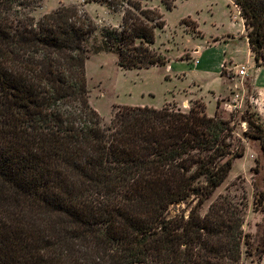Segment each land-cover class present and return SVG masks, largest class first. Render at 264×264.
<instances>
[{"label": "trees", "instance_id": "trees-1", "mask_svg": "<svg viewBox=\"0 0 264 264\" xmlns=\"http://www.w3.org/2000/svg\"><path fill=\"white\" fill-rule=\"evenodd\" d=\"M175 0H160L172 10ZM254 60H264V0H231ZM42 0H0V264H260L243 231L244 203L204 202L243 151L231 121L188 111L115 107L109 123L88 103L85 64L96 22L77 5L35 19ZM121 12L96 51L124 69L161 66L151 48L165 25L142 0H84ZM219 101L216 102L218 107ZM254 121L251 138L264 130ZM264 220V189L254 184ZM185 212L169 216L171 205Z\"/></svg>", "mask_w": 264, "mask_h": 264}, {"label": "rangeland", "instance_id": "rangeland-1", "mask_svg": "<svg viewBox=\"0 0 264 264\" xmlns=\"http://www.w3.org/2000/svg\"><path fill=\"white\" fill-rule=\"evenodd\" d=\"M78 3L81 0H42L40 6L32 11V15L37 20L61 5L75 4L96 22L97 31L90 40L85 72L88 103L104 123H109L117 106H148L155 109L168 107L186 112L195 106V102L205 104L208 116L216 114L218 118L231 121L234 136L232 148L234 151L242 150L243 155L232 160L228 176L204 202L200 213L205 214L209 205L222 195L228 194L234 203L243 201V231L255 246L262 236L264 220L262 212L254 209V184L258 190L264 189V155L261 141L249 136L255 133V128H249L246 121H254V125H260L264 130V60H253L248 64L245 48L240 42L227 47H208L190 61H186L190 56L185 52L192 50L195 44L204 47L205 42L211 40L214 34L222 36L229 32V18L224 11H229L230 1L191 0L187 4L192 8L198 6L202 10L199 25L204 35L203 41L195 37L199 32L188 19L185 20L184 27L193 36L177 31L178 12H167L159 5L160 12L164 14L165 27L156 31V42L151 48L170 60L171 72L168 78L167 63L159 67L124 69L118 65L117 57L112 52L96 51L103 29L118 27L120 18L97 3H89L84 7ZM150 3L151 0H147L145 5ZM211 15L214 22L209 18ZM224 57L228 60L233 57V62L245 65V75L237 74L236 65L224 64L221 75L225 83L217 79L218 65ZM193 59H198L199 65H194ZM212 91L224 94L217 99L218 107ZM188 92H192L190 100L187 102L185 98L182 102L181 98ZM187 210L185 203L173 204L168 214H187ZM246 264L250 263L246 261ZM260 264H264V258Z\"/></svg>", "mask_w": 264, "mask_h": 264}, {"label": "crops", "instance_id": "crops-1", "mask_svg": "<svg viewBox=\"0 0 264 264\" xmlns=\"http://www.w3.org/2000/svg\"><path fill=\"white\" fill-rule=\"evenodd\" d=\"M146 1L147 0H142V6L144 8L157 9L160 12V10H159V5L161 4L160 0H151L150 5H145ZM229 1H230V5L228 6L229 11H227V12L224 11L225 16H227V18H229V21H228L229 26H230L229 32H227L225 35H222V36H215L216 34L212 35L211 40L206 41L204 47H202L199 44H195L192 50H186L185 52L188 53L190 56L188 59H186V61L187 60L190 61L192 58L196 57L197 54H200V53L202 54L203 52H205V50L208 49V47H212V46H214V47H217V46L227 47V46H230L236 42H240L242 44V46H244L245 51H246V58H247L246 62L249 64L250 62H252L254 60L253 53L250 51V48L248 46V41H247V37H246L247 31H246L245 26H244V21L239 14L238 8L232 3L231 0H229ZM90 3H93V2H90ZM189 3H191V0H175L174 1V7L172 8V10H166L165 8L164 9L170 13L178 12V16H177L178 17V28H177V31L183 32V33L188 34V35L190 34L193 36V34H191L190 32L187 31V29H186L187 27H184L185 26V20L188 19V21L196 28L197 32H199V34L195 37H199L201 39L200 41H203L204 35L200 31V25H199L200 14H201L202 10L199 9L198 6H195L192 8L191 5H187ZM78 4L83 5V7H84L85 5H87L89 3H86V2H84V0H81V3H78ZM105 9L110 13L116 14L120 18V23H121V18H122L121 12H113V11L108 10L107 8H105ZM161 14L163 15V19H164V14L163 13H161ZM209 18L213 21V15H211ZM164 27H165V25H164ZM162 29H157L156 31L162 30ZM155 42H156V32H155L154 43ZM154 43L151 44V47L154 45ZM166 59H167V64H166L167 65V70H166L167 76H166V78H168V77H170L169 73L171 72V66L169 64L170 60L167 57H166ZM233 59L234 58L232 57V58H229V60H228L224 57V58H222V61L219 62V65H218L219 74L216 77H217V79L219 78L222 83H225L224 77L221 75L222 74L221 68L224 64H228L227 66H233V65H236L238 67L242 66L241 64H237L236 62H233ZM193 63H194V65H199V60L193 59ZM154 67H159V66H154ZM211 93L215 97L216 102L218 101L217 100L218 98L224 96L223 93H216L215 91H212ZM190 96H192V92H188L187 95H183V97L181 98L182 102H184L186 99L188 102L190 100ZM199 99H201V98H199Z\"/></svg>", "mask_w": 264, "mask_h": 264}, {"label": "built area", "instance_id": "built-area-1", "mask_svg": "<svg viewBox=\"0 0 264 264\" xmlns=\"http://www.w3.org/2000/svg\"><path fill=\"white\" fill-rule=\"evenodd\" d=\"M236 68H237V74L239 75V76H243V75H245V73H246V66L245 65H242V66H236ZM226 107H230L229 105H226Z\"/></svg>", "mask_w": 264, "mask_h": 264}]
</instances>
